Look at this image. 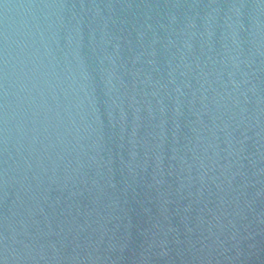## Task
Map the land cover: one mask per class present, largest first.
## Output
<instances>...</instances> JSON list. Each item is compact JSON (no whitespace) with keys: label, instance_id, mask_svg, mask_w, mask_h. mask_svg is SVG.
Segmentation results:
<instances>
[{"label":"water","instance_id":"obj_1","mask_svg":"<svg viewBox=\"0 0 264 264\" xmlns=\"http://www.w3.org/2000/svg\"><path fill=\"white\" fill-rule=\"evenodd\" d=\"M0 264H264V0H0Z\"/></svg>","mask_w":264,"mask_h":264}]
</instances>
